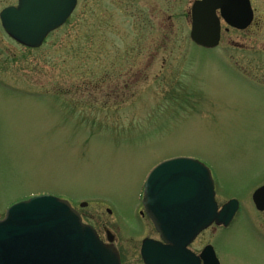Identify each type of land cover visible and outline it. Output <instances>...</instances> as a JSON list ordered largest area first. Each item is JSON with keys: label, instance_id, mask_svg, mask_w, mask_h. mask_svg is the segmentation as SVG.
I'll return each instance as SVG.
<instances>
[{"label": "rangeland", "instance_id": "rangeland-1", "mask_svg": "<svg viewBox=\"0 0 264 264\" xmlns=\"http://www.w3.org/2000/svg\"><path fill=\"white\" fill-rule=\"evenodd\" d=\"M192 1L77 0L38 50L0 38V219L49 194L103 241L113 235L126 264H137L145 177L158 162L187 156L210 169L219 205L232 197L243 205L230 248L264 264L248 223L249 184L264 180V88L249 82L264 85V27L242 42L241 51L262 54L240 55L243 80L219 60L232 57L227 43L206 50L191 42ZM14 3L1 0L0 9Z\"/></svg>", "mask_w": 264, "mask_h": 264}, {"label": "water", "instance_id": "water-1", "mask_svg": "<svg viewBox=\"0 0 264 264\" xmlns=\"http://www.w3.org/2000/svg\"><path fill=\"white\" fill-rule=\"evenodd\" d=\"M220 1L193 5L190 36L198 46L212 49L218 45L215 10ZM76 2L18 0V6L2 11L0 19L9 37L38 48L66 22ZM214 195L210 170L197 160L174 158L150 172L143 205L166 245L145 240L143 250L149 249L151 255L146 264H199L187 246L211 224L227 226L236 211L234 200L217 211ZM106 235L109 244L83 224L68 202L49 195L34 197L11 206L0 220V264H121L112 236ZM208 250L209 264H218L212 248Z\"/></svg>", "mask_w": 264, "mask_h": 264}, {"label": "flooded vegetation", "instance_id": "flooded-vegetation-1", "mask_svg": "<svg viewBox=\"0 0 264 264\" xmlns=\"http://www.w3.org/2000/svg\"><path fill=\"white\" fill-rule=\"evenodd\" d=\"M1 1V0H0ZM197 0H193L191 2V7L188 12L189 16V23L191 28L192 22V15L191 9ZM17 0H15L14 4L4 6V8L0 9L1 11L8 7L16 6ZM264 0H221L219 8L215 10V15L218 21L219 29H220V37H219V45L217 47L220 48L221 44L227 43L229 47L234 49L231 53L232 57H228L225 54L218 53L219 60L221 63L229 69L230 65L234 67L236 70V75H238L241 79L249 81L246 76L242 73L240 68V55L247 54L252 58L259 55L256 54L255 51H241L246 47L242 45V42L245 37H249L251 33H256L257 29L264 27V20L262 19L261 15L258 14L260 11H264ZM60 29L52 32L47 38L43 41L41 47H43L49 37L59 31ZM251 37V36H250ZM0 38H6L8 41L13 43L15 46L20 47L27 51L38 50L27 48L22 46L12 40L5 32L2 27V22L0 20ZM251 40V39H250ZM264 50V47H263ZM259 56L262 57V54ZM239 68V69H238ZM252 85H256L257 87L264 88V85L258 83H252ZM264 172V171H263ZM263 174V173H261ZM259 175L254 176L253 180H251V191H250V205L252 211L249 215L248 223L250 233H251V240L254 242L253 246V253L257 254L261 261H264V191L258 193L261 189L264 188V180H259ZM259 180V181H258ZM253 185V186H252ZM215 194H216V187H215ZM235 200L237 201V209L236 212L231 220V222L227 226H217L212 224L211 226L207 227L206 229L202 230L201 233L194 239V241L188 246V250L190 253L194 255L195 258L198 259L199 264H209L208 252L209 247L212 248L214 255L217 259L218 264H249L246 260V257L242 256V252L239 250H232L230 248V240L234 237L231 236L233 234L231 232L232 226L236 221L237 216L239 215L240 210L242 209L243 205L241 204L238 198L232 197L227 200ZM215 200L217 203L218 209L226 204L227 202H223L221 205L218 204L216 195ZM143 195L140 198V207L138 210V219L143 222V228L145 230V234L141 239L138 249H137V264H146L145 259H148L151 255L149 253V249L143 250V241L146 239H150L153 241H160L159 235L154 229L151 221L149 220L144 207L142 206ZM252 225V226H251ZM216 236V238H215ZM220 239L226 243H229V249L220 250L216 247L215 243L216 240ZM250 240V241H251ZM259 247V248H258ZM251 252V250H250ZM121 263L126 264L124 255L119 252Z\"/></svg>", "mask_w": 264, "mask_h": 264}]
</instances>
